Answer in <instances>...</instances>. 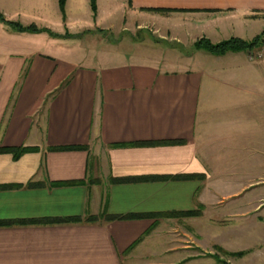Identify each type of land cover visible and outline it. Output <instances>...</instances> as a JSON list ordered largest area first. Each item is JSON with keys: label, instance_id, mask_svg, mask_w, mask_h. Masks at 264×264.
<instances>
[{"label": "crops", "instance_id": "crops-1", "mask_svg": "<svg viewBox=\"0 0 264 264\" xmlns=\"http://www.w3.org/2000/svg\"><path fill=\"white\" fill-rule=\"evenodd\" d=\"M97 5L67 0L63 16L59 0H0V14L78 40L122 16L119 30L152 27L182 52L264 31V0ZM28 33L0 22V148L37 147L18 160L0 153V223L14 224L0 227V264H223L209 254L264 264V56L250 59L264 49L185 54L203 56L206 71L175 59L91 66L22 46ZM205 77L213 86L202 89ZM224 94L230 112L212 123L209 99ZM210 214L220 216L198 229ZM89 216L99 220L29 223Z\"/></svg>", "mask_w": 264, "mask_h": 264}, {"label": "rangeland", "instance_id": "rangeland-1", "mask_svg": "<svg viewBox=\"0 0 264 264\" xmlns=\"http://www.w3.org/2000/svg\"><path fill=\"white\" fill-rule=\"evenodd\" d=\"M122 23V16H118L117 24L111 25L114 29L109 30L108 25L104 26L105 30L95 29L94 32L84 33V37L81 40L75 38V35L69 33V37L64 36H53L50 33H28L29 35H24L21 37L22 46L27 48H38L40 51H45L51 56H64L67 58H71L79 63H85L87 65L95 66L102 64H126L133 62H155L160 63V66L166 67L164 65L165 62L170 60H178L184 64H196L199 60L204 57L201 55H195L193 60L188 61L185 57L186 53L193 54L194 48L188 47L187 50L180 51L178 49H172L170 46L166 45L163 42L155 41L158 39V32H153L154 28H147L148 30H131L130 31H122L119 30L120 24ZM140 26V24H137ZM136 25V26H137ZM8 27V26H7ZM9 28V27H8ZM37 35V36H36ZM75 36V37H74ZM20 39V38H19ZM202 51V50H201ZM69 52V53H67ZM202 54H205L208 59H213L211 54L203 51ZM207 59V60H208ZM202 63V62H201ZM197 63L202 67L205 65ZM209 65V64H208ZM209 70V66L203 68L206 71ZM210 79V78H209ZM207 77L204 78V84L202 89L208 88L209 86H213V83ZM226 78L222 76L220 82L225 80ZM208 85V86H207ZM213 89H216L221 94L220 91H225L230 95H236V89L232 90L230 87L221 88L219 84H215ZM238 93V92H237ZM229 95V96H230ZM226 94L212 95L209 99L208 107H211L212 110L208 113L210 115L209 121L214 123L221 119V116L226 113H229L230 109L228 107H224L228 103L224 102L226 100ZM206 106V107H207ZM234 112L237 109H233ZM208 112V111H207ZM219 118V119H218ZM211 131L214 132L213 129ZM210 133V132H209ZM211 134V133H210ZM247 139V138H246ZM244 137H238V141H245ZM237 140H230L231 143H235ZM245 169V168H244ZM98 180V179H97ZM93 181V180H92ZM224 204L223 207L231 206L236 203L234 199H227L221 202ZM220 215H207L202 224L198 226V229H203L208 224L210 219L218 218ZM220 219H224L221 217ZM233 219L228 220V226H238L237 220ZM209 227H211L209 225Z\"/></svg>", "mask_w": 264, "mask_h": 264}, {"label": "trees", "instance_id": "trees-1", "mask_svg": "<svg viewBox=\"0 0 264 264\" xmlns=\"http://www.w3.org/2000/svg\"><path fill=\"white\" fill-rule=\"evenodd\" d=\"M67 0H59V7L61 8V12L64 16L65 14V5H66ZM90 5L92 6V11L94 14L97 13L98 10V5H97V0H90ZM0 22H2L4 25L8 26L9 28H11L13 31L15 32H33V33H50L53 36H59V34H55L52 33L50 30L48 29H38L36 26L31 25L30 27H24L22 24L15 23V22H10L8 20H6V18L4 19V17L0 14ZM69 37V35H68ZM157 41V40H155ZM194 50H202L205 51L207 53H210L212 55H216V56H221V55H225L227 53H233V52H246V51H256L258 49H264V31H262L260 34H258V37L252 39V40H242L240 38H236V37H232V39L229 40H225L220 42L219 44H214L212 43L209 39H201L199 41H197L194 45ZM55 95L51 94L49 96L48 99L53 98ZM79 147H73V148H69L71 150L74 149H78ZM64 149V148H63ZM37 147L36 148H29V147H23V148H11V149H6V148H0V153H9V154H13L14 159L18 160L21 156H23L24 153H28V152H36ZM111 183H125V182H129V181H135V180H125V181H121L118 179H111L110 180ZM94 182V181H92ZM96 183H100L99 181H95ZM94 182V183H95ZM30 187H44L45 184L42 183H31L29 184ZM201 212L198 210L196 212H177V213H168L166 216H169L171 218H177V217H190V216H200ZM107 219L110 221H114L116 219H127L125 217H110L107 216ZM99 219L93 216H89L86 219H82V218H76V219H66L64 218L63 220H51V221H39V222H29V223H33V224H52V222L54 223H74L77 224L79 222L85 221L86 223H94L97 222ZM14 224L12 223H0V227L1 226H12ZM218 252H221L223 255H227L229 256L230 253L225 252L223 249L217 247ZM209 256L215 258L218 262L225 264L218 255H211L209 254Z\"/></svg>", "mask_w": 264, "mask_h": 264}, {"label": "built area", "instance_id": "built-area-1", "mask_svg": "<svg viewBox=\"0 0 264 264\" xmlns=\"http://www.w3.org/2000/svg\"><path fill=\"white\" fill-rule=\"evenodd\" d=\"M264 56V51L258 53V54H255V53H250V59H260V58H263Z\"/></svg>", "mask_w": 264, "mask_h": 264}]
</instances>
